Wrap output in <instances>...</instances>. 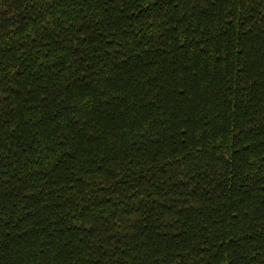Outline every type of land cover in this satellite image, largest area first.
Returning <instances> with one entry per match:
<instances>
[{"label": "trees", "instance_id": "16d2710c", "mask_svg": "<svg viewBox=\"0 0 264 264\" xmlns=\"http://www.w3.org/2000/svg\"><path fill=\"white\" fill-rule=\"evenodd\" d=\"M0 264H264V0H0Z\"/></svg>", "mask_w": 264, "mask_h": 264}]
</instances>
